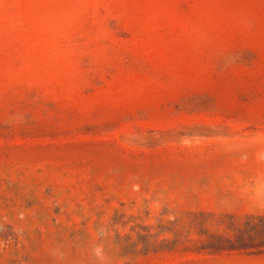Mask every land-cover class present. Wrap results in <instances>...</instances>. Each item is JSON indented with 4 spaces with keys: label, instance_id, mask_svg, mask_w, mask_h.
Segmentation results:
<instances>
[{
    "label": "rangeland",
    "instance_id": "374dc122",
    "mask_svg": "<svg viewBox=\"0 0 264 264\" xmlns=\"http://www.w3.org/2000/svg\"><path fill=\"white\" fill-rule=\"evenodd\" d=\"M0 264H264V0H0Z\"/></svg>",
    "mask_w": 264,
    "mask_h": 264
}]
</instances>
